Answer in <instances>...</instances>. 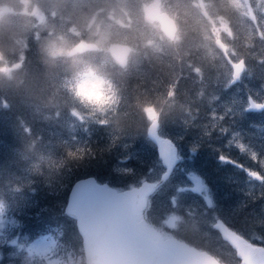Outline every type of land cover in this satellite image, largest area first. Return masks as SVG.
I'll return each mask as SVG.
<instances>
[{"label": "trees", "instance_id": "1", "mask_svg": "<svg viewBox=\"0 0 264 264\" xmlns=\"http://www.w3.org/2000/svg\"><path fill=\"white\" fill-rule=\"evenodd\" d=\"M224 15L227 21L221 22L226 28L225 32L221 29L220 34L231 58L233 52L244 57L253 50L264 48L263 25L258 33H254L253 27L249 30L235 12L229 11ZM27 56L31 60V64L27 65L29 71H36L38 64L34 44ZM193 57L194 54L187 60H181L182 71L176 74L158 73L157 84L145 77L130 75L117 113L119 127L110 122L115 119L111 114H82L84 117L79 119L81 112L70 114L65 109L57 114L54 110L39 107L12 89L0 90V214L10 218L7 231L4 229L0 236V264H21L28 245L23 248L18 245L29 244L43 234H50L55 241L51 253L72 264L61 255L65 242L81 248L75 222L63 210L71 184L75 179L90 174L101 182L121 189L153 175L151 160H146L139 152L142 148L136 146L147 143L153 147L145 134L148 123L145 109L154 103L161 104L160 112H164L159 115L161 118L170 108L175 113L173 119L184 112L183 109H189L187 111L192 117L184 127L186 134L182 142L186 143V148L181 152L186 160L183 162L180 159L178 166H186L190 162L191 173L197 175L199 185L206 188L204 197L210 195L219 210L217 216L239 233L241 228L246 232H254L258 238H262L255 239L250 234L252 238L245 237L264 245V198L245 195L246 204L233 207L240 195L236 192V184L232 182L245 179L242 170H258L259 167L246 155L236 154L234 147L227 142L236 127L247 133L255 127H264V111L247 112L240 117H228V111L215 128L206 127L205 124L211 121L210 96L222 86L227 84L231 88L236 83H227L226 77L216 73L210 64L203 63V72L196 71ZM6 67L2 70L7 71ZM248 67L247 79L264 81L263 61L254 57ZM164 97L169 98L167 104L162 103ZM141 105L144 106L143 110ZM80 136L84 137V145L73 142ZM190 137L196 139L195 145L190 146ZM245 140H249L253 147L259 145L251 135H247ZM122 144H126L125 147ZM217 145L225 146L227 153L221 149L213 151L212 147L219 148ZM123 152L126 154L121 158ZM34 157L36 163L31 162ZM122 159L133 173L117 170V163ZM262 173L264 175V167ZM165 184L166 181L151 195L145 209V218L155 225L159 224L152 218L153 196L174 194L173 190L164 188ZM177 192L183 190L180 188ZM190 208H181V216L188 215L185 209L190 210V214ZM194 237L196 234L188 226L184 230V237L180 238L208 250L227 264H240L236 256L222 255L203 243L204 240ZM218 240L222 242L220 238ZM81 260L84 264L83 253ZM37 264H40L39 261Z\"/></svg>", "mask_w": 264, "mask_h": 264}, {"label": "clouds", "instance_id": "2", "mask_svg": "<svg viewBox=\"0 0 264 264\" xmlns=\"http://www.w3.org/2000/svg\"><path fill=\"white\" fill-rule=\"evenodd\" d=\"M205 3L208 16L200 8ZM236 0H0V90L57 114L117 115L134 67L213 54L216 22ZM78 33V35H76ZM35 45L38 69L29 71ZM115 50L123 52L117 59ZM7 66L8 70H2ZM143 110V105L140 106ZM182 219H177L180 228ZM145 251L162 252L151 243ZM84 264H87L86 256Z\"/></svg>", "mask_w": 264, "mask_h": 264}, {"label": "rangeland", "instance_id": "3", "mask_svg": "<svg viewBox=\"0 0 264 264\" xmlns=\"http://www.w3.org/2000/svg\"><path fill=\"white\" fill-rule=\"evenodd\" d=\"M81 2H84V0H81ZM216 3L218 4L219 0H216ZM234 7L236 9V11L234 12L240 17L242 23L246 24V27L249 30H251L253 27V29L255 30L254 33H258V30L261 29L263 25L264 35V0H236ZM200 8L204 9V14L208 16V11L205 7V3L202 2L200 4ZM209 19L212 23L213 33L215 35L213 54L211 56H208L203 54L202 52H195L192 59H194L195 61L199 59H217V61L222 64L223 71L226 74L225 79L227 80V83H229L232 74V68L228 65L224 55H221V51L216 46V43L219 40L223 43L225 42L220 34V31H224L226 27H224V24L222 22L217 23L215 17L209 16ZM76 35H78V33ZM237 57H242V55L233 52L232 58L236 59ZM163 59L164 61H166V63L162 62L157 64L155 61H145L141 65L134 67L131 71V75H137L139 76V78L145 77L153 82V84H157L158 73L167 75L171 73L176 74L182 71V68H180V66L182 65L181 61L179 63H177L176 61L174 62L173 59L168 56L163 57ZM6 70H8L7 67ZM248 74L249 73H246L245 76H242L240 81L233 87H227L226 84L222 86V88L215 94L210 96L209 101L211 102V106L209 119L211 121L209 122V124H205L206 127H209L210 129L215 128L216 125L221 121L225 113L228 111H230V113L226 114V116L228 117H231L233 115H239V117L243 116V113H246L247 111V98L249 96L254 97L258 101L264 102V81H251L250 78L247 79ZM164 102L167 104L169 102V98H162V103ZM160 106L161 104L154 103L145 109V115L148 121L159 117V115L161 114H164V112H160V110H162V107ZM183 110L184 112H180L175 119H173L175 114L173 109L170 108L165 111L166 114L162 117H165V119L160 121L159 130V133L161 135L171 137L173 141L177 143L181 152H183L186 148V143L182 142L183 135L186 134V132L184 131V127L188 123L189 118L192 117L189 114V111H187L189 109ZM80 115L81 116L78 117L79 119H82L84 116L82 115V113H80ZM159 118L162 119L161 116ZM242 130V128L236 127L229 135L227 142L229 146L231 145L234 147L236 154L246 155L249 160L254 162V165L255 163H257V167H259V169L242 170V174L245 179L238 182H232L233 184H236V192L240 195V197L234 203L235 205H233L234 208L239 207L240 205H245L246 196H256L258 192L264 187V175L262 173L264 167V127H255L253 128V130H250V133ZM247 135H251L252 138L256 139L259 145L253 147L251 146L249 140L244 141V138ZM83 138V136H80L79 139L73 140V142L84 145V143L82 142ZM188 141L190 146L196 144V139L194 138L190 137ZM257 143H255V145H257ZM144 144H146L147 147L142 148V150H139V152L142 156H144V158H146V160H151L152 167L154 169V174L144 179H156L154 181L156 182L157 178L163 171V167L161 166V163L157 157L154 146L151 147L147 143H143L142 145ZM260 144H263V146ZM125 145L126 144H122V147H125ZM125 154L126 152H123L120 157L123 158ZM35 159V157L32 158L31 162L36 163ZM256 159L260 160L255 161ZM181 160H183V162H185L186 160V157L182 156V154ZM117 164V170H123L126 174L133 173L130 168H127L124 159H122ZM190 164L191 163L189 162L186 166H178L176 169H174L168 181H166L164 188L166 190H173L174 194H168L166 196L164 193H161V195L155 194L153 196V200L151 203V206L154 207L152 211V218L159 224V226L166 230V233L168 232L166 235H176L179 237H184V230L189 226L196 234V237L194 238H200L204 240L203 243L209 246L212 250H215L222 255L231 257L236 256L234 249L231 248L226 242H224L220 238L217 231L212 227V224L217 217V212L219 210L214 206L215 203L212 202L210 195L207 198L204 197L206 188L199 185V178L197 177V175L191 173L192 166ZM235 169L239 170L240 168ZM183 170L185 171V173ZM180 188L183 190V192H177V189ZM154 201L155 204L153 205ZM58 203L60 204L59 201ZM205 203H207L208 205L205 206ZM186 206L191 207L190 209L192 210V212L189 214L190 210L185 209L188 215H182V217L181 208ZM236 210L237 209H235L234 211ZM178 218L182 219V224L179 229H177L176 227ZM9 220L10 218H5L0 214V236L4 233L5 230L7 231V223ZM240 233L244 234V236L252 238L243 228L240 229ZM219 238L222 242L218 240ZM253 238L260 239L258 237ZM51 239L52 237L50 234H43L40 237L38 236V238L32 240L29 244L28 242L25 245H23L22 243L19 244L18 246L20 248L28 245L26 256L22 259L21 264H37L38 261L40 264H60L57 258H46V251L52 244ZM0 241H2L1 237ZM63 247L64 248L62 249L61 255L65 256L72 264H82L81 246V248H79L75 247L73 243L65 242ZM65 262L69 264L66 259Z\"/></svg>", "mask_w": 264, "mask_h": 264}, {"label": "water", "instance_id": "4", "mask_svg": "<svg viewBox=\"0 0 264 264\" xmlns=\"http://www.w3.org/2000/svg\"><path fill=\"white\" fill-rule=\"evenodd\" d=\"M217 46L224 50L221 42ZM117 59L123 52L115 50ZM233 80L239 78L243 64L233 62ZM262 104L249 99V108L260 110ZM159 119L146 126V135L156 146L165 168L156 182L143 180L138 185L117 190L107 182L89 175L76 179L68 192L64 212L75 219L87 264H225L205 250L198 249L174 236L164 238L142 217L146 196L171 173L178 161L177 146L159 133ZM220 237L235 251L241 264H264V246L247 240L220 218L213 223ZM162 252H148L145 243Z\"/></svg>", "mask_w": 264, "mask_h": 264}, {"label": "bare ground", "instance_id": "5", "mask_svg": "<svg viewBox=\"0 0 264 264\" xmlns=\"http://www.w3.org/2000/svg\"><path fill=\"white\" fill-rule=\"evenodd\" d=\"M221 55H223V53L221 52ZM254 57H257L259 60H261V61H263L264 62V48H262V49H257V50H253L252 52H250V53H248V55H246V56H244V57H237L236 58V60L239 62V61H241L242 62V64H244V65H249L250 64V62H251V60H252V58H254ZM174 62H175V60H173ZM195 61V60H194ZM210 64L213 68H214V71L216 72V73H219V74H222V75H226L225 74V72L223 71V66H222V64L221 63H219L218 61H217V59H214V60H209V59H199V60H196L195 61V63H194V65H195V69H196V71H198V72H203V70H204V67H202L201 68V64ZM207 70L208 71H210V69L209 68H207ZM222 72V73H221ZM20 97V96H19ZM143 143H140V145H138V146H136V147H138V148H146L147 146H146V144H144V145H142ZM217 147H219V148H216V146H214V147H212L213 149V151H215V150H224V152L225 153H227V150H226V147L225 146H222V145H217ZM90 174H87V175H84V176H81V178L82 177H85V176H89ZM257 197H259V198H264V187L258 192V194H257ZM218 213V212H217ZM219 217L217 216L216 218H215V220L216 219H218ZM248 234H250V235H252V236H254V237H258L257 235H255L254 234V232H250V231H248L247 232ZM260 238H262V237H260Z\"/></svg>", "mask_w": 264, "mask_h": 264}, {"label": "flooded vegetation", "instance_id": "6", "mask_svg": "<svg viewBox=\"0 0 264 264\" xmlns=\"http://www.w3.org/2000/svg\"><path fill=\"white\" fill-rule=\"evenodd\" d=\"M247 111H249V112H254L253 110H248V109H247ZM256 112H258V111H256ZM260 112H261V111H260Z\"/></svg>", "mask_w": 264, "mask_h": 264}]
</instances>
